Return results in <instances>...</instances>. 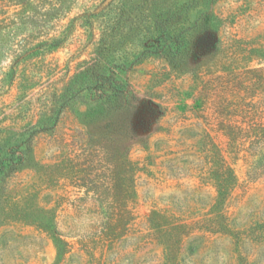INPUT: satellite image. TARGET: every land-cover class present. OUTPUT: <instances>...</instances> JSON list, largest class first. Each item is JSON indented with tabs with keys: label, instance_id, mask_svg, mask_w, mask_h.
<instances>
[{
	"label": "rangeland",
	"instance_id": "obj_1",
	"mask_svg": "<svg viewBox=\"0 0 264 264\" xmlns=\"http://www.w3.org/2000/svg\"><path fill=\"white\" fill-rule=\"evenodd\" d=\"M210 12L221 22L211 48L201 39ZM68 26L61 47L14 65L22 49ZM263 53L264 0H0V126L36 123L84 60L116 66L130 91L159 105L156 120L139 118L125 136L107 117L94 118L95 103L76 104L38 134L35 163L0 197V264H57L52 236L35 222L44 214L71 243L61 264H159L165 241L174 244L180 231L151 230L148 219L167 208L188 211L179 221L198 219L192 231L215 240L199 263L264 264L256 224L264 175L247 176L249 131L264 126ZM219 159L237 178L225 210L246 229L240 240L202 223L218 194Z\"/></svg>",
	"mask_w": 264,
	"mask_h": 264
},
{
	"label": "trees",
	"instance_id": "obj_2",
	"mask_svg": "<svg viewBox=\"0 0 264 264\" xmlns=\"http://www.w3.org/2000/svg\"><path fill=\"white\" fill-rule=\"evenodd\" d=\"M54 9H58L57 5ZM102 15V11L92 12L87 15L86 20L91 21L92 17L96 18ZM220 27V18L214 12L207 14L205 20L201 21V39L207 40L209 48L216 47L221 41L217 35ZM70 29L68 26L60 35L51 36L47 40H41L35 45L25 47L18 55L14 65L23 62L26 66L34 56L44 53L48 49H58L69 36ZM21 41L24 43L25 39H21ZM23 43L21 47L25 46ZM86 62L85 60L81 61L77 70L63 80L61 88L51 93V100L47 101L51 104L50 108L48 112L43 111L41 113L36 123L25 125L21 130L0 126V197L5 192L7 182L11 177L35 163L34 142L36 136L52 130L62 114L74 108L76 104L90 105L95 103L96 107L99 108V113L94 118L107 117L115 124L117 133L124 136L138 128L139 125L136 126L138 123L135 124V121L139 118L144 117L145 120V117L150 116L149 118L152 119L148 121V125L157 119H153L151 113L157 115L159 105L130 91L128 85L119 78L115 69L116 66H111L107 71L93 65H86ZM15 69L16 67L8 74L9 82L14 81ZM31 84L33 83L29 81L27 87ZM81 115L82 118L85 116L84 113ZM249 132L251 137L247 151L253 159L250 161L247 176L254 180L264 175V126ZM219 160L214 169L218 194L212 198L213 203L207 210L208 216L202 223L205 224L207 232L219 233L223 236L231 235L240 240L246 229L235 222L233 212L225 210L229 193L238 184L237 178L232 168L226 165L222 159ZM186 212L188 211L180 215L175 212H168L167 208L163 213L160 210H155L153 215L149 216L148 221L151 230L170 234V237L172 229L175 228L180 231V238L175 239L174 244L165 241L163 258L160 259L159 264H202L199 263L200 257L198 255L214 244V242H210L212 240L210 239L211 235H199L192 231L196 223L199 222L198 219L179 221L180 216H185ZM166 216L167 220L165 219ZM35 220L41 228L48 231L52 236L57 248V264L63 263L69 253L71 243L59 231L52 216L44 214ZM256 224H260L259 226L263 228L264 220L258 221Z\"/></svg>",
	"mask_w": 264,
	"mask_h": 264
}]
</instances>
